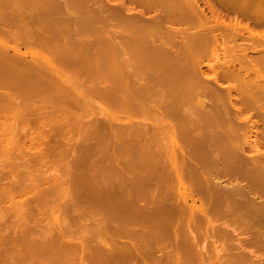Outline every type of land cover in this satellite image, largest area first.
<instances>
[{
    "label": "rangeland",
    "instance_id": "374dc122",
    "mask_svg": "<svg viewBox=\"0 0 264 264\" xmlns=\"http://www.w3.org/2000/svg\"><path fill=\"white\" fill-rule=\"evenodd\" d=\"M68 1L71 2L73 0ZM75 1L78 3V6L80 5L82 7V5H84L82 0H74L73 2ZM85 1H88L87 3L85 2V7L88 6L87 9H89L88 12L92 13H89L91 16H95L96 14L101 18L108 20L105 27L100 22L97 23L91 20L88 16L87 18L80 17L82 10L79 7L75 12L69 10L65 7L64 0H0V45H6V55L9 58L21 55L20 58L23 61V64H39L43 67L41 68L42 72H39V76L33 75L34 78L29 75V72L26 73L21 72L19 69L4 67L5 71H10L11 77H14L13 80L20 83L23 82L22 85L24 88L20 89H25V87L30 85H32L31 87L34 85L36 87H43L39 89L38 92L40 93H36L35 96H30L26 100L23 99L22 104H24L21 109H33V106L36 108L37 106L43 105L41 107V109L43 108L41 112L47 111L52 113L51 116L48 115L49 117H46L42 113L32 110V113L29 112V119L25 123L18 124L14 127L8 126L11 127L12 131H9L8 128L7 134H10H2L3 137L0 138V264L158 263V256L161 258L168 249H162L161 247L157 248L158 244L156 242L155 245L152 244L151 246V243H148V240L144 239L141 234H137L138 236L135 235L136 238L134 240L136 244H132L133 239L130 238L127 233L129 232L128 230L137 227H134L131 223H128L127 225L124 224V227H122L123 224L120 226V221L116 222L115 219L109 221L105 218V215L108 211H114V209H116L115 211L122 210L127 205H131L132 207L135 205V208L137 207L138 210H142L145 209L146 206L149 208L150 204L157 206L162 198L163 201H167L168 197H173L176 200L179 197L180 199L184 194H189V189L194 186L193 184L200 181L197 180L198 178L187 177L189 179L188 181L191 179L197 181L194 182L195 180H193L194 183L190 181L189 184L188 181L185 180L187 181L185 186H181L180 183L178 184V182L175 181L174 189H176L171 192L169 188L170 184L167 183L169 171L164 164L169 163L170 149L169 144L167 143L169 131L167 130L169 129L168 127H170L169 123H171V119L164 117L163 113L167 110V104L171 102V97L169 95L171 87H178L179 85V87H182L183 89L188 86L185 90L183 89L184 95H186L185 98L182 95L184 99L197 93L194 98L188 102L185 101V103L182 104L183 106H180L182 107L180 110L187 112L189 117L190 115L191 117L193 116L190 114V111L201 112L202 110L203 118H205L202 120L199 116L194 115L192 119L191 117H186L187 115L184 112L185 118L188 119H184L186 120L185 122L183 120L181 123H176L177 127H179L178 125L180 124L178 130H181V127L184 130H181L184 132L183 137L178 136L177 138L181 148L180 151L178 149L177 153L179 155H177V160L179 162L191 163L195 158L204 161L211 160L219 157L221 155L220 151L231 148V142L226 141L225 139L223 140L222 138L221 133L223 132L222 130H224L221 128L222 125H219L220 123L217 124L216 122V116H218L217 113L219 114L222 112L223 108H225L224 112H227V107L229 108L227 110L231 109L233 112V114L231 113V117L232 115L233 118H240L243 116L242 118L246 119L245 121L248 120L246 123L244 121V131L242 130L243 137L241 136V141H239V145L245 148V154H243L245 156L248 154L250 155L247 157L253 156L254 149L251 147L252 145H248L250 142L253 146L259 144L260 146L258 145V149L262 148L260 151L262 153L264 152V145L262 146V141H259L261 140V134L264 133V95L262 94L264 93V84H258L254 81L255 79H252L253 76L250 77L251 79L249 80L251 81L248 84H243L244 87H247L244 89V93H242V98L241 93H239V95L236 93V89H233L235 88L233 87V82L236 80L235 78H223L219 79L220 81L217 80V78H214L217 73L213 72H216V68L219 66L217 63L225 62V60L229 61L230 59V53L228 51L231 49V42H227V44L225 43L224 45L226 49L220 52L221 49L218 51L214 50L216 38L214 36L212 37L214 39L211 38V41L214 43L211 42V45L209 44L208 48L205 49L206 53L199 63V69L202 68L205 75H203V73H197V77H193L195 74H190L187 79L177 81L178 83L176 82L174 84L168 82L166 79H160L157 76H155V78H150L148 76L149 74H145L146 72L167 73L174 71L171 67H166V70L165 66H152L151 68L149 66H144L140 77L127 78L120 71L118 60L116 61L113 58L108 61L106 60V62H99L104 58V55L108 53V49L111 50L108 46V36L104 31V28L107 29L111 38L117 40V31H119L120 28L118 22L112 19L110 13L117 10L119 4H123L121 3L122 1H126L129 6V9L127 8V10L125 9L126 11H123L125 15H133L130 10L132 7L138 10L136 15H140V18H150L152 12L150 15H148L149 13H146L148 15H146L147 17L142 16L140 13L144 12L143 2L146 0ZM198 1H200L199 6L205 10L207 16L213 19V14L211 13L209 3L207 4V2H216L217 0ZM52 2H58L59 4H62V7L56 9L52 6ZM104 14L106 15V18ZM222 15L223 17L225 16L224 18L226 19V22L233 21L232 23H235L237 19L239 21V18L232 16H230V18L227 17L224 12ZM108 18L111 19V21ZM242 23L243 25H246L245 21ZM193 30L197 31V29H192V31L187 30L186 33L180 34L181 36L178 35V37L182 40L185 37L184 34L187 35L188 32H195ZM256 31L259 32V30ZM219 33L217 32V34ZM219 35H221V33ZM178 37L177 35H171L169 40L173 39L172 41H174L177 38L175 40V42H177V40H180ZM250 40L253 42L252 38H250ZM228 44L230 46H227ZM157 45L162 46V44ZM14 48L19 49L20 52L17 54L15 51L16 49ZM223 52L229 54V59L226 57L227 54L225 55ZM250 54L251 56H254L256 53L252 51ZM60 57L63 58L61 59ZM66 61H68V63H65ZM190 63H183L184 65L179 64L178 66L182 67L186 65L189 68H192V66L194 67V63ZM210 64H215L216 68L214 67L215 70L213 69V72L211 71L212 68L209 66ZM178 66L177 68H179ZM239 67L240 65H237V68ZM4 69L2 71H4ZM56 70L60 71L57 72ZM51 72L58 73V75H56V78L58 79L55 78V84L57 85H54V87H52L53 89L51 86V89H49V84H46L48 82L47 79L53 77ZM101 72L104 74H101ZM11 73L15 75L13 76ZM24 77H27V79ZM33 79H35V81H33ZM59 79L63 80L60 81ZM190 79L192 81L194 80L193 83L196 82V80L198 82L201 81V84L194 85L191 83L192 81ZM246 80H248V78H246ZM24 81H29L31 84ZM53 83L52 80V84ZM205 83L207 84L206 86H204ZM73 84L74 88L78 87V90L74 88V90L72 89L71 85ZM237 84L238 82H235L234 86ZM191 86H193L194 90ZM203 86L204 89H202ZM188 88L190 91H188ZM230 88L231 90H229ZM211 89L212 92H214V97H211L210 95L207 96L209 93L206 92H208V90L211 91ZM2 90H6V93ZM2 90L0 96L3 95V93L7 94L8 91L10 93L11 91L16 93L13 89ZM219 92H222L220 95L224 94V100H222V98L217 101V96L219 95L216 96V94H219ZM80 93H82V95ZM100 93L103 96L106 94L105 96L108 99L105 96L104 98ZM49 96L51 98L53 96L55 101L51 102V99H48L50 98ZM81 96H83V98ZM239 96L243 101L238 100L239 98L237 97ZM85 97L90 99L91 102ZM203 97H206L208 101L212 98L211 101L214 99L216 101L208 102L207 99ZM18 101H20V99ZM25 101L27 102L25 103ZM57 102L60 103L59 106ZM33 103L36 106L33 105ZM25 104L26 107H24ZM233 104L236 105V107H234ZM20 106L21 105H18L19 110H21ZM219 110L221 111L219 112ZM56 111L58 113L56 114L57 116L54 115ZM65 112H67L66 114H69L65 115ZM72 112L75 114L70 117ZM83 113L84 115L82 116ZM235 115L237 116L235 117ZM195 117L196 119H194ZM197 118H199V120ZM200 119L202 120L201 123ZM3 120L4 119L1 121ZM192 120H195L196 122ZM205 121L209 124L205 123ZM60 124L63 126H59ZM58 127H63L60 128V131H63L62 133L59 129L57 131ZM54 128L57 132H55ZM66 128H68L67 131ZM40 130H42V132L44 130L47 131H44L45 133L43 132V135L39 133ZM247 130L251 134L248 133ZM64 131H66V133ZM246 132L247 135L245 134ZM23 133L25 134L24 136ZM31 134L32 141L26 140L23 144L21 142V137L25 140L27 139V136H30ZM45 134L46 137L42 138L41 136H45ZM9 135L12 138H8L7 136ZM248 135L251 136V138L248 137L249 140L246 139V136ZM109 141L111 143H109ZM106 142L109 144L107 145ZM115 142H117V144ZM244 142H246V144H244ZM255 142H258V144ZM14 143H16V146ZM75 144L78 145L76 146ZM215 144L218 146L215 147ZM43 146L45 149H50L52 147L47 154L48 157L47 155L38 156L41 153V149H44ZM74 146H76V148H78V146L85 147L87 150L84 149V151L80 152L78 149L74 152ZM119 147L129 148V150L125 151L126 153L123 152L119 154L117 153ZM65 152H67V154ZM134 154L138 155L137 161L135 160L136 162L134 161L133 163L128 164L126 168H122V166L134 156ZM109 157H112L113 160H109ZM186 157L188 160H186ZM106 158H108V161ZM99 159H102V161ZM233 159L234 155L232 154H229V156L226 157L227 161ZM152 160H157V163ZM158 160L162 162L161 166ZM183 160L186 161L184 162ZM149 161L154 162L153 164L151 163L152 166H157L156 170H152L153 172L151 170H144V168H147V166L150 165ZM191 173H188V176H190ZM160 179L162 181L164 179V181L162 182ZM215 181H219L216 182L218 184L225 183L224 179L223 181L222 179ZM152 183L155 187H159L160 185V192L158 190H153V187H150ZM156 193L158 195L160 193L163 194L159 202L157 201L159 200V196H157ZM154 194L156 199L152 197ZM149 196H151L152 199L150 197V202H147ZM202 196L203 193L196 195L195 199L199 200H197L196 203L193 200H189V207L191 208V206L196 205L201 207L204 204L202 203V198H200ZM136 197L139 198L133 203V199ZM163 201H161L159 205H162ZM166 201H164V203H166ZM114 205L117 208H114ZM120 205L122 207H120ZM153 206L151 205L150 208ZM190 214L191 211L189 210V212L186 213V216L188 217ZM212 217H215V215ZM117 225L120 228L117 227ZM104 228L111 230H106V232ZM115 228L118 231L114 230ZM206 228L207 226L204 228H198L196 231L193 229L187 230V237L193 239L194 233H201L203 230H206ZM215 238L210 237L207 241H200V246L198 245L197 251L202 252L203 249L204 253L202 252V254L206 255L205 250L208 248L211 253L210 255H213L215 258L214 253L219 251V248L222 249V246H219V239L216 238V240ZM138 239L139 241H136ZM217 241L219 244H215L218 245V248H216L217 245L213 243ZM158 243L160 244V242ZM128 245L130 248L127 247ZM131 245L133 246L131 247ZM160 245L163 246L162 244ZM136 246L141 248H135ZM205 246L208 247L205 248ZM150 248H154L155 250L154 257L152 256L149 258L146 254L150 253L147 252L150 251ZM214 250L216 251L214 252ZM126 252L129 253L127 254ZM218 253L220 252H216L217 256L219 255ZM120 254L122 257H120ZM130 254H132L133 257L136 255L137 257L135 258L136 261H138L136 262L133 258L132 261L125 262L124 257ZM222 254L223 252L220 253V255ZM155 257H157V259H155ZM255 259L256 261L254 260V264H264L261 263L264 259L263 257H261L262 260L260 258ZM147 261H150V263ZM215 262L218 263L216 258ZM262 262H264V260Z\"/></svg>",
    "mask_w": 264,
    "mask_h": 264
},
{
    "label": "bare ground",
    "instance_id": "6f19581e",
    "mask_svg": "<svg viewBox=\"0 0 264 264\" xmlns=\"http://www.w3.org/2000/svg\"><path fill=\"white\" fill-rule=\"evenodd\" d=\"M64 1H65V3H64L65 7H67L69 10H71L73 12L77 11V8L79 7L82 10L80 17L87 18V16H88V18L90 17L91 20H93L97 23L100 22L105 27L108 20L103 19L96 14H95V16H93V15L91 16L90 14H92V13L88 12V10H89V9H87L88 6L85 7V4L88 1L86 2L85 0H82V3L84 4V5H82V3H81L82 7L80 5L78 6V3H76V1L73 2L74 0L71 2L68 0H64ZM199 2L200 1H198V0H146L145 2H143V4H144L143 11L144 12H140V13L142 14V16H146L147 15L146 13H149L148 15H150V13L152 12L151 13L152 15H150L151 16L150 18L143 19V18L139 17L140 15H136L138 10L136 8H132V7L130 10L132 11L133 15H131V16L125 15L123 11H126L127 8L129 9V6L127 5L126 1H124V2L122 1L121 3H123V4H119V8L118 9L116 8L117 10H114L110 13L112 19L115 20L116 22H118V26L120 28L119 31H117L118 38H117V40H115L114 38H111V35L107 31V29L104 28V31L106 32V34L108 36V39H107L108 46L111 50L108 49V53L105 54L104 58L103 59L101 58L102 60L99 62L100 63L103 61L106 62V60L108 61V60H111L113 58L116 61L118 60V63H119L118 66L120 68V71L127 78L140 77V75H142L141 72H142L144 66L145 67L149 66L150 68L152 66H165V68L171 67L172 69H174V71H170L167 73L146 72L145 74L146 75L149 74L148 76L150 78L151 77L155 78V76H157L160 79H166L168 82L175 84L177 81H183V80L187 79L190 74H193V75L195 74L193 76V77H195L197 75V73L198 74L203 73L202 68L199 69V67H200L199 63L201 62L204 54L206 53L205 49L208 48L209 44L211 45V42H212L211 40L214 39V38H212L214 36L216 38V43H215V47H214L215 51H218L219 49H221L220 50V52H221L222 50L226 49L225 45H224L225 43L226 44H227V42L232 43L231 49L229 47L230 51H228L230 53V55L228 53H226L227 54L226 57H228V55L230 57V59L228 57L229 61L225 60V62L223 61L221 63L220 62L217 63L219 65L218 68L215 67V64L209 65L210 68H212L211 71L213 69L215 70V68H216V72L212 71L213 73H217L216 77H214V78H217V80L223 79V78H226V79L235 78L236 80L235 79L234 80L236 83L238 82V84L234 86L235 82H233V87H235V88H233V87H231V88L236 89V93H238V94L241 93V97H242V93H244V89H246V87H247V86L244 87L243 84H248L251 81V80H249V79H251L250 77L253 76L252 79L253 80L255 79L254 81H256L258 84H264V0H217L216 2L208 1L207 4L209 3L211 13L213 14V19H211L209 16H207V13H205V10L199 6ZM52 4H53L52 6H54L56 9H59L62 7L61 6L62 4H59L58 2L57 3L52 2ZM94 10H96V9H94ZM94 10H92V11H94ZM96 11H98V10H96ZM99 12H101V11H99ZM104 12H106V11H104ZM223 12L229 18H230V16L235 17V18H239V21L237 19L235 23H232L233 21L232 22L231 21L226 22V19L224 18L225 16L223 17V15H222ZM97 14H99V13H97ZM105 18H106V15H105ZM109 20L111 21V19H109ZM243 21L246 22V25H243V23H242ZM192 29H197V31L193 30L195 32H192V33L188 32L187 35L184 34L185 37L182 40L178 37V35L186 33L187 30L192 31ZM256 30H259V32ZM217 32L218 33L220 32L221 35H219L220 33L217 34ZM171 35L172 36L177 35V37L180 40L179 41L177 40V42H175V40L177 38L174 41H172L173 39L169 40ZM250 38H252L253 42H251ZM167 41H168V43H167ZM212 43H214V42H212ZM157 44H162V46L157 45ZM227 46H230V45L228 44ZM5 47H6L5 44L0 45V68L4 65L0 69V88H1V90L2 89H13V90H15L16 93H13L10 90L11 93L8 91L9 93L8 92H7V94L3 93V95L0 96V138L3 137V135L7 134L8 128H9V131L11 130V127H8V126L14 127V126H17L18 124L25 123L29 119L28 118L30 115L29 112L32 113V110L38 111L39 113H42L46 117H49L48 115H50V116L52 115L51 112H47V111L41 112L43 109V108L41 109V107L43 105L37 106L36 108L33 106V109L29 108L28 106L27 107L29 109H27V108L21 109L22 105L24 104V103L22 104L23 99L26 100L30 96H35L36 93H40L38 91L40 88H43V87H41V86L36 87L34 85L35 86V88H34V86L31 87L32 85H30V86L25 87V89H20V88H24L22 85L23 82L21 80L20 81L22 83H20L16 80H13L14 77L13 78L11 77L10 71L9 70L5 71L4 67L6 66L10 69H12V68L13 69H19L21 72H26V73L29 72V75H31V76H33V75L39 76V74L42 72L41 68H43V67H41V65H39V64L38 65L37 64H30L29 65L28 63L23 64L22 63L23 61L20 58L21 55L20 56L17 55L20 52V50L16 49V48H14V49H16L15 51L17 52V54H16L17 56H14V58L13 57L9 58L6 55L7 52L5 50L6 49ZM179 47H181V48H179ZM227 50H228V47H227ZM100 51H102V50H100ZM252 51H254V53H256L254 56H251V54H250V52H252ZM9 56H11V55H9ZM84 58H85V55H84ZM84 58H82V59H84ZM66 60H67V58H66ZM190 62L194 63V67L192 66V68H189L186 65L182 66V67L178 66L179 64H183V63L187 64ZM63 63H64V61H63ZM65 63H68V61H66ZM237 65H240V67L237 68ZM177 66L179 68H177ZM3 69H4V71H2ZM102 69H103V67H102ZM166 70H167V68H166ZM45 71H47V70H45ZM59 71H57V72H59ZM43 73H44V70H43ZM102 73L103 72H101V74ZM52 74H53V77L48 78L47 79L48 82L46 83V84H49V86H48L49 89L54 87V85H57V84H55V82H56L55 78H56V75H58V73L53 72ZM101 74H99V75H101ZM203 75H205V74L203 73ZM25 76H27V75H25ZM17 77H18V75H17ZM40 77H41V75H40ZM24 78L27 79V77H24ZM33 78H34V76H33ZM246 78H248V80H246ZM35 79H33V81H35ZM56 79H58V78H56ZM44 80H46V79H44ZM52 80L54 82L53 84H52ZM62 80H60V81H62ZM38 81H40V80H38ZM38 81H37V83H38ZM42 81H43V79H42ZM193 81L191 83H193ZM24 82L28 83L29 81L28 82L24 81ZM185 82H187V81H185ZM200 82H198L196 80V82H194L193 84L199 85ZM68 84H70V83H68ZM24 85L26 86L25 83H24ZM37 85H39V84H37ZM65 85H67V84H65ZM206 85L207 84L205 83L204 86H206ZM50 86H51V88H50ZM71 86L73 89L74 84ZM180 86H182V85H180ZM184 86H187V85H184ZM204 86L202 89H204ZM46 87H45V89H46ZM187 87H185L183 89L185 90ZM191 87L193 88V86H191ZM191 87H190V90H191ZM231 88L229 90H231ZM74 89L78 90V87H76ZM183 89H182V87H179V85H178V87H176V86L171 87V89L169 91V95L171 97V98L170 97L169 98L171 99V102H169V104H167L168 105L167 110L164 111V113H163L164 117H168L171 119V123H169L170 127H168L169 129L167 130V131H169V138H168V142H167L169 144V149H170L169 160L167 159L169 161V163L165 162L168 165L164 164V166L166 165V168L169 171L167 183L170 184L169 188H170V192H171L172 190L176 189V188L174 189L175 181H177L178 184L180 183L181 186H185V183L189 180L188 179L189 177L195 178V179L198 178L197 180L198 181L200 180V181L196 182L197 180L193 179V180H195L194 182H196L195 184H193L194 182L191 179L190 181L193 182V183L192 182L191 183L194 186L191 184L193 187L191 189H189V192H188L189 194H184L182 197L180 195L181 198L179 199V197H178L179 200L178 199L176 200L173 197L171 198V197L167 196L168 200L167 201L164 200V201H166V203H164L163 198H162L163 194L160 193L161 194V196H160V194L158 195L156 193L157 196H159V200H157L158 202L161 200L160 198H162V200H161V201H163L162 205H159L161 203V201H160V203L157 206L154 204H150V206L154 205L156 207L153 206L152 208H150V206H149V208H147V206H146V208L142 209V210H138L137 207L135 208L134 204H133L134 205L133 207L137 210H135L131 205H127L122 210H117L119 212L115 211L116 209H114L115 212L112 210L108 211L107 214L105 215V218L109 221H111L113 219H115L116 222L120 221V223H121L120 226L123 224L122 227H124V224L127 225L128 223H131L134 227H137L134 229L131 227L132 230H128L129 231L128 233L126 232L128 234V236L133 239L132 244H136V242L134 240L136 238L135 235L141 234L144 237V239L148 240V243H151V246H152V244L155 245V242H156L158 244L157 248L161 247L162 249H166V250L168 249V251L165 252V254L161 258L158 256V260H157L158 263H156V264H163L164 262H165L164 264H207V263L208 264H254V260L256 261L255 258H257V259L258 258L261 259V257L264 258V152L262 153L260 151V149H262V148L258 149V145H259L258 142L257 143L255 142L256 144H258V145H256L257 147L255 145L253 146V144H251V142H250V144H248V145H252L251 147L254 149V154L251 157H247L249 154L246 156L244 155L245 154L244 153L245 148L243 146L239 145V141H241L240 139L243 137L242 136V133H243L242 130L244 129V121L246 119L242 118L243 117L242 115H240V116H242L240 118H238V117L233 118V115L231 117V113L233 114V112L231 111V109L227 110V109H229L227 107L226 108L227 112H224L225 108H223L222 112H220L221 110H219L220 113L219 114L217 113L218 116H216V115L215 116L217 118L216 119L217 124L220 123L219 125H222V127L221 126L220 127L224 129V130H222L223 132L221 133L222 138H223V140L225 139L226 141L231 142V145H232L231 148H229L228 150L220 151L221 155L219 157L211 159V160H205L204 161V160H197L195 158L196 160L192 159L193 161L191 163L188 162L189 164L187 162H186L187 164L182 163V161L179 162L177 160V155H178L177 153H178V149L180 151L181 148L179 146V141L177 138H178V136L183 137L184 132L181 131V130H183L182 127H181V130H178V128H180V124L178 125L179 127H177L176 123L177 122L181 123V122H183L184 119H188V118H185V113H186V115L188 113L185 111H184L185 113L183 111H181L180 108H182V107H180V106L182 104H184L185 101L188 102L189 100H191L192 98H194L197 95V93H195V94L191 95L190 97L184 99L186 97V95H184ZM212 89H211V91L208 90V92H206V93H209V94H207V96L210 95L211 97H214V92H212ZM233 89H232V92H233ZM1 90H0V92L3 91V90L2 91ZM190 90L188 88V91H190ZM193 90H194V88H193ZM5 91H3V92H5ZM195 91H197V90H195ZM205 91H207V90H205ZM51 92H52V90H51ZM222 92H224V91H222ZM222 92H219V94H216V96L219 95V96H217V101H219L218 99H222L224 97V94L220 95V93H222ZM204 93H203V96H204ZM80 94L82 95V93H80ZM262 94L264 95V93H262ZM105 95L106 94H104V96ZM182 95L184 96V98ZM228 95H232V94H228ZM36 96H38V95H36ZM83 96H81V97L83 98ZM216 96H215V98H216ZM235 96H237V95H235ZM206 97H203V98L207 99L208 97L207 98ZM59 98H57V99H59ZM224 98L222 100H224ZM237 98H239L238 99L239 101H243V99H240V96ZM19 99H20V101H18ZM31 99H32V97H31ZM48 99H51V102L55 101L53 96H52V98L50 97ZM83 100H85V99H83ZM87 100H89V102H91L90 99H87ZM211 100L208 101V99H207L208 102H210ZM64 101H65V98H64ZM67 101H68V99H67ZM214 101H216V100L214 99L211 102H214ZM26 102L27 101H25V103ZM42 102H41V104H42ZM59 102H57L58 106L60 105ZM36 104H37V102H36ZM18 105H21L20 106L21 110L18 109ZM33 105H35V104L33 103ZM215 105H218V104H215ZM78 106H80V105H78ZM24 107H26V104ZM234 107H236V105H234ZM69 111H70V109H69ZM52 112H53V110H52ZM81 112H82V110H81ZM66 113L67 112H65V115L69 114V113L68 114H66ZM56 114H58L57 111L54 115L57 116ZM73 114H75V113L72 112V114H70L71 115L70 117H72ZM190 114L193 115L192 117L190 115V117L192 119H193L194 115L199 116L202 120L205 119V118H203L202 110H201V112L190 111ZM83 115H84V113L82 114V116ZM155 115H157V114H155ZM188 115L186 117H189ZM236 116L237 115H235V117ZM66 118H67V116H66ZM245 118H247V117H245ZM2 119H4V120L1 121ZM194 119H196V117ZM197 119L199 120V118H197ZM201 119H200V123L202 121ZM156 120H157V118H156ZM206 120H207V118H206ZM185 121L186 120H184V122ZM192 121H195V120H192ZM247 121H245V123ZM94 122H96V121H94ZM205 123H207V122L205 121ZM203 124H204V122H203ZM207 124H209V123H207ZM59 126H63V125L60 124ZM55 128H54V130H55ZM60 128H63V127H58L57 131H58V129L60 131ZM67 129L68 128H66V131H67ZM64 130H65V127H64ZM44 131H47V130H44ZM57 131L55 130V132H57ZM66 131H64V132L66 133ZM43 132H42V130H40L39 133L44 135L45 132L44 133ZM60 132L62 133L63 131H60ZM247 132H248V130H247ZM247 132L245 133L246 135H247ZM251 132H252V130H251ZM248 133H250V132H248ZM8 134H10V133H8ZM32 134L30 136H27V139H25V140H23V137H21L22 138L21 142L25 143L26 140L32 141V139H31ZM15 135H16V133H15ZM24 135L25 134L23 133V136ZM7 137L12 138V137H10V135ZM41 137L45 138L46 134H45V136H41ZM248 137L251 138V136L248 135V136H246V139H248ZM17 139H18V137H17ZM260 139L261 140H259V141L260 142L262 141L261 145L263 146L264 145V133L261 134ZM18 141H20V140H18ZM109 143H111V142L109 141ZM109 143L106 142L107 145ZM115 143L117 144V142H115ZM15 144L16 143H14V145ZM244 144H246V142H244ZM43 145H45V144H43ZM76 146H74L75 147L74 152H76L78 149H79L78 151H80V152L84 151V149H86L85 147H81V146H78V148H76ZM86 146H90V145H86ZM119 146H121V145H119ZM214 146L217 147L218 145L215 144ZM117 147H118V145H117ZM50 149H48V148L45 149V147H44L43 150L41 149V151H40L41 153L38 156L40 157V155H42V156L47 155L50 152ZM253 149H252V151H253ZM20 150H21V148H20ZM25 150H26V148H25ZM117 150H118L117 153L120 154V153H123V152L129 150V148L119 147ZM91 152H94V151H91ZM27 153H25V154H27ZM35 153H37V152H35ZM65 153L67 154V152H65ZM87 153H89V152H87ZM22 154H24V153H22ZM229 154L234 155V159L227 161L226 157H228ZM49 155H51V154H49ZM47 157H48V155H47ZM102 157H105V156H102ZM188 158H190V157H188ZM59 159L62 160L61 158H59ZM107 159L108 158H106V160ZM111 159H112V157H109V160H111ZM137 159H138V155L134 154V156L124 166H122V168H126L128 164L133 163L135 160L137 161ZM75 160H76V158H75ZM186 160H188L187 157H186ZM100 161H102V159ZM152 161H155V160H152ZM149 162H150V165H151V163L152 164L154 163L151 161H149ZM158 162H160V161L158 160ZM161 164H162V162H160V166H161ZM150 165H148L147 168H144V170L145 169L151 170V171L153 169L156 170L157 166H155V165L150 166ZM158 166H159V164H158ZM138 169H140V168H138ZM141 171H143V170H141ZM164 172H163V174H164ZM188 173L189 174L191 173V175L188 176L189 175ZM166 177H167V174H166ZM221 179H222V181H223V179L225 180V183L223 182L224 184L216 183L219 181H215V180H221ZM185 180H187V181H185ZM145 181H148V180H145ZM163 181H164V179H163ZM190 181H188V183ZM222 181H220V182H222ZM140 184H142V183H140ZM152 185H153V183H152ZM152 185L150 187H153L152 188L153 190L159 191L160 185H159V187L156 186L157 188L155 187V185H153V186ZM163 186H164V184H163ZM154 187H155V189H154ZM149 189H151V188H149ZM128 193H131V192H128ZM132 193L135 194L134 192H132ZM202 193H203V196L200 198H202L203 202L202 201L201 202L204 204L201 207L196 205V206H191V208H190L188 205L189 200H193L196 203L198 200V199H195L196 195L202 194ZM170 194H173V193H170ZM154 196H155V194L152 197H154ZM139 197H136L135 199H133V203ZM150 197L151 196H149L147 202H150L149 201ZM152 197H151V199H152ZM154 198L156 199V197H154ZM130 199H132V198H130ZM120 207H122V206L120 205ZM196 207H199V208H196ZM114 208H117V207L114 205ZM189 210L191 211V214L187 217L186 213L189 212ZM213 215H215V217H212ZM214 224H216V225H214ZM206 226H207V228H206V230H203V232L194 233L193 239L187 237V230L193 229L196 231L198 228H204ZM117 227H119V226L117 225ZM107 229H105V231ZM129 229H130V226H129ZM109 230H111V229H109ZM109 230H107V231H109ZM114 230H116V228ZM122 230H123V228H122ZM116 231H118V230H116ZM96 236H98V235H96ZM210 237L218 238L221 245L218 243V241L213 242V243L214 244L217 243V244H219V246H222V249L219 248V251L214 250V252L215 251L220 252V253L223 252L222 255H220V253H218L219 254L218 256L216 255V252L214 253L216 260H218V263H216L217 261L215 262V258L213 257V255H210L211 253L209 252V249L207 248L208 246L207 247L205 246V248H207L205 250L206 255L202 254L203 249H202V252L197 251L198 245L200 246V244H199L200 241L201 242H202V240L207 241ZM137 238H139V237H137ZM136 241H139V239ZM158 242H160V244H162L163 246H161ZM217 244H215V245H217ZM132 246L133 245H131V247ZM127 247H129V245ZM135 248H141V247L136 246ZM148 248H149V246H148ZM216 248H218V245ZM220 249L222 252L220 251ZM154 250H155L154 248H150V251H147L150 253L146 254V256L149 258L152 256L154 257ZM211 250H212V248H211ZM126 251H127V248H126ZM128 251H130V250H128ZM140 251H141V249H140ZM199 252H201V253H199ZM126 253L128 254L129 252H126ZM144 254H142V255H144ZM139 256H141V255H139ZM144 256H142V257H144ZM120 257H122V255ZM135 257H137V256L135 255ZM135 257H133L132 254L126 255L124 257V261L129 262V261H132L133 258L136 261ZM155 259H157V257H155ZM117 261H118V259H117ZM150 261H153V260H150ZM150 261H147V262L150 263ZM262 261H261V263H264ZM142 264H144V262Z\"/></svg>",
    "mask_w": 264,
    "mask_h": 264
}]
</instances>
